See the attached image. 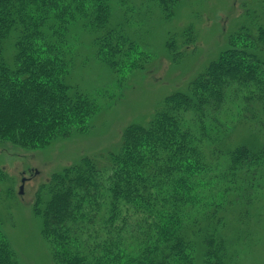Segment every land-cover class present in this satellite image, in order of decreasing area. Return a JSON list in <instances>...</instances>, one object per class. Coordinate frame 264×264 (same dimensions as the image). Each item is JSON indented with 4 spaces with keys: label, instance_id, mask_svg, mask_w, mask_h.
Returning a JSON list of instances; mask_svg holds the SVG:
<instances>
[{
    "label": "trees",
    "instance_id": "trees-1",
    "mask_svg": "<svg viewBox=\"0 0 264 264\" xmlns=\"http://www.w3.org/2000/svg\"><path fill=\"white\" fill-rule=\"evenodd\" d=\"M182 1L118 0L116 19L111 0H0V145L32 151L87 130L100 107L67 82L79 32L115 75L144 70L133 19L151 7L171 19ZM182 35L166 43L174 59L196 39ZM35 212L55 264H235L264 224V26L230 36L113 149L52 174ZM0 264H19L1 224Z\"/></svg>",
    "mask_w": 264,
    "mask_h": 264
},
{
    "label": "rangeland",
    "instance_id": "rangeland-1",
    "mask_svg": "<svg viewBox=\"0 0 264 264\" xmlns=\"http://www.w3.org/2000/svg\"><path fill=\"white\" fill-rule=\"evenodd\" d=\"M111 1L112 15L120 19L118 0ZM132 2L128 0L129 9ZM133 20L140 27L134 38L150 56L144 70L115 75L94 55L90 35L79 32L80 56L75 58L67 82L100 107L87 130L75 131L32 151L0 145V171L5 176L1 186L10 188L12 193L0 200V224L19 264H55L42 234L43 220L35 212L41 185L82 157L113 149L129 125L146 123L168 95L184 90L216 60L227 48L230 36L243 28L264 26V0H183L171 19H166L159 8L151 7L146 17L135 16ZM188 28L194 29L196 39L189 45L180 41L181 53L174 59L166 48L168 38L175 37L178 43ZM255 222L246 244L238 250L235 264H264V224L261 229ZM231 229L227 239L234 250L237 225L234 231Z\"/></svg>",
    "mask_w": 264,
    "mask_h": 264
},
{
    "label": "water",
    "instance_id": "water-1",
    "mask_svg": "<svg viewBox=\"0 0 264 264\" xmlns=\"http://www.w3.org/2000/svg\"><path fill=\"white\" fill-rule=\"evenodd\" d=\"M26 181V179L23 180V183ZM20 194H23V187H21Z\"/></svg>",
    "mask_w": 264,
    "mask_h": 264
}]
</instances>
